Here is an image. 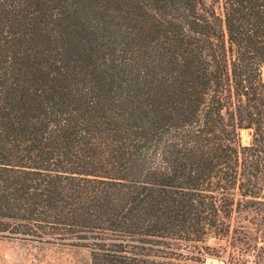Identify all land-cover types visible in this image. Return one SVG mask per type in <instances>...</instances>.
Wrapping results in <instances>:
<instances>
[{
  "label": "trees",
  "instance_id": "trees-1",
  "mask_svg": "<svg viewBox=\"0 0 264 264\" xmlns=\"http://www.w3.org/2000/svg\"><path fill=\"white\" fill-rule=\"evenodd\" d=\"M220 180L264 182V0H0L1 237L181 264Z\"/></svg>",
  "mask_w": 264,
  "mask_h": 264
},
{
  "label": "rangeland",
  "instance_id": "rangeland-1",
  "mask_svg": "<svg viewBox=\"0 0 264 264\" xmlns=\"http://www.w3.org/2000/svg\"><path fill=\"white\" fill-rule=\"evenodd\" d=\"M239 135L242 143L250 139L247 129H240ZM210 185L223 209L216 212L212 224H205L185 242L181 264L211 263L218 257L264 264V182L256 196L239 195L237 182L220 180ZM0 264H86V255L67 245L28 244L0 236Z\"/></svg>",
  "mask_w": 264,
  "mask_h": 264
},
{
  "label": "built area",
  "instance_id": "built-area-1",
  "mask_svg": "<svg viewBox=\"0 0 264 264\" xmlns=\"http://www.w3.org/2000/svg\"><path fill=\"white\" fill-rule=\"evenodd\" d=\"M200 264H245V263L239 262L235 260L234 258L228 259L227 257H224V258L218 257L214 259V262L207 263L205 261H202Z\"/></svg>",
  "mask_w": 264,
  "mask_h": 264
}]
</instances>
